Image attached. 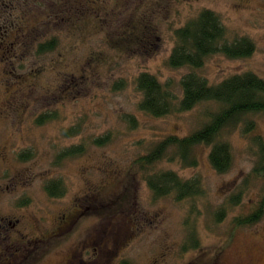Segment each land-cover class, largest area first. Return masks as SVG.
<instances>
[{"label": "rangeland", "instance_id": "1", "mask_svg": "<svg viewBox=\"0 0 264 264\" xmlns=\"http://www.w3.org/2000/svg\"><path fill=\"white\" fill-rule=\"evenodd\" d=\"M204 9L220 16L231 41L248 37L256 50L246 59L212 56L197 73L212 84L247 72L264 79V0H0V19L28 17L32 37L28 50L17 33L10 37L15 53L0 63V113L13 118L0 120V150L9 154L0 160L1 242L47 241L38 264H64L80 246H87V262L97 252L96 264H264V218L250 227L235 223L264 189L254 172L257 149L242 124L223 131L233 153L227 173L212 167L206 145L195 149L197 167L172 158L173 149L148 169L136 163L166 138L201 128L215 108L154 118L140 110L143 95L135 84L150 73L181 96L180 81L192 70L167 63L174 32ZM152 31L156 37L144 38ZM54 39L55 50L38 53L40 43ZM15 75L25 79L16 82ZM47 112L59 119L37 125ZM254 120L264 136V115ZM73 128L77 135H64ZM109 134L107 144H95ZM82 144L83 155L58 162L60 153ZM23 149L33 150L32 160H16ZM170 171L199 178L203 195L155 198L148 177ZM53 179L66 187L60 199L45 191ZM242 190L241 203L230 205ZM24 198L31 205L18 208ZM190 223L200 248L185 251Z\"/></svg>", "mask_w": 264, "mask_h": 264}, {"label": "trees", "instance_id": "2", "mask_svg": "<svg viewBox=\"0 0 264 264\" xmlns=\"http://www.w3.org/2000/svg\"><path fill=\"white\" fill-rule=\"evenodd\" d=\"M147 31L148 28H147ZM146 32V31H144ZM152 31L144 38L154 37ZM175 46L168 58V65L172 69L189 68L192 71L184 75L180 81L181 96L174 94L155 75L141 73L136 79L137 90L143 95L139 108L142 112L154 118H162L171 114H182L193 111L201 105H211L214 109L205 114L207 121L190 135L180 138L170 136L159 142L154 150L137 160L139 168L145 170L154 163L161 161L168 150L173 149L172 158L181 160L187 166L197 167L198 159L195 149L201 145L210 148L209 160L212 167L219 173H227L233 162L232 147L229 142L221 140L223 131L228 128L243 125V130L250 135L257 149L258 161L254 169L256 177L264 180V136L256 133L257 125L254 120L256 115H264V79L253 72L238 74L212 84L205 77L197 73L215 55H221L228 59H246L251 57L255 50V43L248 37L230 40L228 31L223 26L220 16L210 10H202L196 17L189 20L184 26L174 32ZM156 37V36H155ZM140 39V40H139ZM134 40L136 46L141 45L143 39ZM58 46L55 39L40 45L39 54L52 52ZM122 85L120 86V88ZM59 119L57 114L43 113L36 118L37 125L47 124L49 121ZM78 128L64 131L65 136H75ZM111 135L95 140L96 145L107 144ZM85 145L73 146L64 150L58 156L60 164L70 157L84 154ZM34 153L29 155L32 158ZM24 158H27L26 155ZM27 158V160H29ZM147 183L155 198L176 194L178 201L187 198H196L203 195L204 190L201 180L181 179L176 172H158L147 179ZM45 191L51 199H60L66 192V187L60 179H53L45 186ZM243 190L232 196L229 204L237 206L241 203ZM30 199L24 198L18 204V208H26L31 205ZM227 211L226 208L222 209ZM222 217V216H221ZM264 218V189L260 195V201L255 203L248 214H240L235 223L239 227H250L259 223ZM191 224V225H190ZM189 224L194 232L189 237L183 249L197 250L200 241L196 236L193 223ZM120 264H129L122 261Z\"/></svg>", "mask_w": 264, "mask_h": 264}, {"label": "flooded vegetation", "instance_id": "3", "mask_svg": "<svg viewBox=\"0 0 264 264\" xmlns=\"http://www.w3.org/2000/svg\"><path fill=\"white\" fill-rule=\"evenodd\" d=\"M14 10L17 9V7L13 8ZM28 17L23 16L22 18H18L17 21L12 22L9 21L7 18L6 20L0 19V63L2 62H7L8 60L11 61V58L9 56L14 55L15 51V44L13 42L9 41L10 37L15 36L16 39V33L17 36L19 37V40L21 42H18V45L23 46L24 49L28 50L31 48V39L30 37L31 34V29H30V24L31 22H28ZM22 35V36H21ZM21 37V38H20ZM47 42H42L40 45H43ZM39 45V47H40ZM38 47V51H39ZM39 53V52H38ZM16 58V56H15ZM14 64V62H12ZM16 71H13L15 74ZM27 75V73L25 74ZM17 78L16 82H22L21 80L25 77L22 75H15ZM30 82L29 80H25ZM13 82V83H16ZM12 120L13 118L9 113H0V120ZM32 149H23L19 150L17 154H15L16 160L21 163L28 162L32 160V158H29V155L33 154ZM26 155L27 158H24ZM9 156L8 151L6 150H0V160L5 159ZM15 244H20V242L17 241H6V242H1L0 241V264H38L40 258L45 255V249L47 248V241H42V240H32V241H27V243L23 244L21 243L20 245H14ZM81 250H76L73 251L72 254L66 258V261L64 264H96V254L95 252L94 255L90 256V261H85L84 259L82 260L83 256L85 253H87V246L81 247ZM92 251L91 249L89 252ZM91 253V252H90ZM86 258V257H84Z\"/></svg>", "mask_w": 264, "mask_h": 264}]
</instances>
